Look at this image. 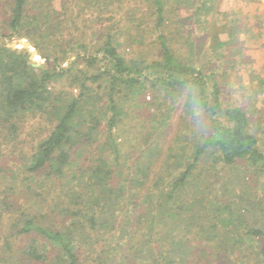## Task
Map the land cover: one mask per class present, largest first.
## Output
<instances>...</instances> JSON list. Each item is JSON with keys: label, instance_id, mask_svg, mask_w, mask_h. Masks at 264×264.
I'll list each match as a JSON object with an SVG mask.
<instances>
[{"label": "trees", "instance_id": "1", "mask_svg": "<svg viewBox=\"0 0 264 264\" xmlns=\"http://www.w3.org/2000/svg\"><path fill=\"white\" fill-rule=\"evenodd\" d=\"M132 1L0 0V138L30 113L50 122L13 166L0 150V264H264V144L248 112L169 42L183 2ZM180 100L196 119L157 162Z\"/></svg>", "mask_w": 264, "mask_h": 264}, {"label": "rangeland", "instance_id": "2", "mask_svg": "<svg viewBox=\"0 0 264 264\" xmlns=\"http://www.w3.org/2000/svg\"><path fill=\"white\" fill-rule=\"evenodd\" d=\"M134 2L137 4L139 0ZM182 2L187 8L180 10V15L188 21L180 23L176 26L177 29L168 33L169 42L178 53L191 57L197 65H209L218 74L224 89V104L246 109L251 118L252 129L264 144V0H178V3ZM199 10L202 12L197 15ZM123 12L125 13L124 10ZM85 17L90 16L87 14ZM117 17L122 19V23L127 18L123 13H118ZM92 18L95 19L94 16ZM79 26L83 27L84 24L80 22ZM80 32L81 30L75 31V34L79 35ZM230 34L235 43L222 47L215 45L218 40H228ZM150 37V40L155 38L153 33ZM25 41L29 42L28 47L24 46ZM154 43H147L145 48L150 52L156 51ZM8 44H15L14 48L27 49L33 64H46L30 40L14 38ZM34 49L37 50L35 54L32 53ZM72 59L74 56L70 58ZM145 96L148 103L140 104L138 111L147 115L153 112L154 106L150 103L152 94L146 92ZM182 103L183 100L175 102L164 118L165 129L161 133L160 142L162 155L157 162L161 163L168 155L169 148L178 142L177 135L182 127L183 117L187 115L190 121L196 119L194 115L184 113ZM20 125L18 137L13 142H6L3 136L0 138V150L4 155L1 158L9 166L31 153L50 128L46 117L33 113L28 114ZM129 144L132 151H137L136 143ZM260 183V187L264 188V176Z\"/></svg>", "mask_w": 264, "mask_h": 264}, {"label": "water", "instance_id": "3", "mask_svg": "<svg viewBox=\"0 0 264 264\" xmlns=\"http://www.w3.org/2000/svg\"><path fill=\"white\" fill-rule=\"evenodd\" d=\"M23 44H24L25 47L29 46V42L28 41L23 42ZM10 46H12L14 48L15 44H11ZM32 53H34V54L37 53V50L34 49ZM34 65H37V64H34Z\"/></svg>", "mask_w": 264, "mask_h": 264}]
</instances>
